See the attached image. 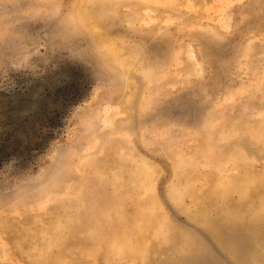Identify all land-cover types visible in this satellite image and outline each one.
Wrapping results in <instances>:
<instances>
[{"label":"rangeland","instance_id":"1","mask_svg":"<svg viewBox=\"0 0 264 264\" xmlns=\"http://www.w3.org/2000/svg\"><path fill=\"white\" fill-rule=\"evenodd\" d=\"M0 264H264V0H0Z\"/></svg>","mask_w":264,"mask_h":264},{"label":"bare ground","instance_id":"2","mask_svg":"<svg viewBox=\"0 0 264 264\" xmlns=\"http://www.w3.org/2000/svg\"><path fill=\"white\" fill-rule=\"evenodd\" d=\"M153 173V172H152ZM137 237H140V235H137ZM123 243H125V241H123Z\"/></svg>","mask_w":264,"mask_h":264}]
</instances>
